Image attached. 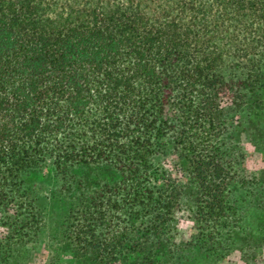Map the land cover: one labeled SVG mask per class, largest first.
I'll use <instances>...</instances> for the list:
<instances>
[{
  "label": "trees",
  "instance_id": "1",
  "mask_svg": "<svg viewBox=\"0 0 264 264\" xmlns=\"http://www.w3.org/2000/svg\"><path fill=\"white\" fill-rule=\"evenodd\" d=\"M254 141L264 0H0V264L41 232L26 177L48 168L73 264L227 252ZM187 202L198 235L180 247Z\"/></svg>",
  "mask_w": 264,
  "mask_h": 264
},
{
  "label": "rangeland",
  "instance_id": "2",
  "mask_svg": "<svg viewBox=\"0 0 264 264\" xmlns=\"http://www.w3.org/2000/svg\"><path fill=\"white\" fill-rule=\"evenodd\" d=\"M227 143L232 147L231 141ZM257 143L240 144L246 155L240 168L246 184L236 185L229 194L230 202L238 213V225L230 236H224V242L230 249L215 253L187 250L175 259L174 264H264V146ZM170 164H174V160L171 159ZM26 185L37 200L44 223L36 240L15 252L3 264H73L72 254L63 250L62 223L49 209L51 198L59 186L53 171L48 168L29 174ZM190 206L193 205L187 202L177 212L179 224L175 243L180 247L196 241L198 235ZM4 244L5 240L0 235V246Z\"/></svg>",
  "mask_w": 264,
  "mask_h": 264
}]
</instances>
